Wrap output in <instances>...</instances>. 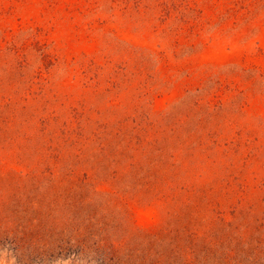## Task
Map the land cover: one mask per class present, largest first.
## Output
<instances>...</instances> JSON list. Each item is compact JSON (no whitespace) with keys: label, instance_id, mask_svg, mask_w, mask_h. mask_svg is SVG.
<instances>
[{"label":"rangeland","instance_id":"374dc122","mask_svg":"<svg viewBox=\"0 0 264 264\" xmlns=\"http://www.w3.org/2000/svg\"><path fill=\"white\" fill-rule=\"evenodd\" d=\"M0 264H264V0H0Z\"/></svg>","mask_w":264,"mask_h":264}]
</instances>
